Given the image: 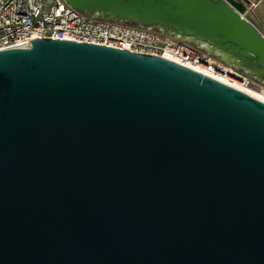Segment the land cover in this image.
<instances>
[{
	"label": "water",
	"instance_id": "1",
	"mask_svg": "<svg viewBox=\"0 0 264 264\" xmlns=\"http://www.w3.org/2000/svg\"><path fill=\"white\" fill-rule=\"evenodd\" d=\"M228 1L65 0L264 85V32ZM0 264H264V101L124 48L0 49Z\"/></svg>",
	"mask_w": 264,
	"mask_h": 264
},
{
	"label": "built area",
	"instance_id": "2",
	"mask_svg": "<svg viewBox=\"0 0 264 264\" xmlns=\"http://www.w3.org/2000/svg\"><path fill=\"white\" fill-rule=\"evenodd\" d=\"M237 1L244 5L241 16L254 15L259 4L255 0ZM35 37L73 39L162 56L248 94L256 91L264 95L263 84L173 36L123 22L97 20L83 15L65 0H0V49L29 46Z\"/></svg>",
	"mask_w": 264,
	"mask_h": 264
},
{
	"label": "rangeland",
	"instance_id": "3",
	"mask_svg": "<svg viewBox=\"0 0 264 264\" xmlns=\"http://www.w3.org/2000/svg\"><path fill=\"white\" fill-rule=\"evenodd\" d=\"M254 16L264 32V0L258 4L254 11Z\"/></svg>",
	"mask_w": 264,
	"mask_h": 264
},
{
	"label": "bare ground",
	"instance_id": "4",
	"mask_svg": "<svg viewBox=\"0 0 264 264\" xmlns=\"http://www.w3.org/2000/svg\"><path fill=\"white\" fill-rule=\"evenodd\" d=\"M251 95H253V96H255V97H257V98H259V99H261L262 101H264V95L263 94H261L260 92H254V91H250L249 92Z\"/></svg>",
	"mask_w": 264,
	"mask_h": 264
}]
</instances>
